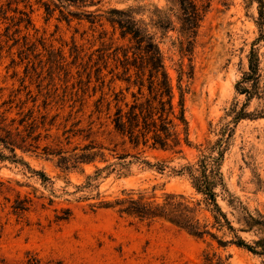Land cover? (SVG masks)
<instances>
[{
	"label": "rangeland",
	"instance_id": "rangeland-1",
	"mask_svg": "<svg viewBox=\"0 0 264 264\" xmlns=\"http://www.w3.org/2000/svg\"><path fill=\"white\" fill-rule=\"evenodd\" d=\"M195 1L205 14L191 54H181L177 30H168L162 37L157 32L173 84L181 67L191 71V78L183 77V85L192 143L180 154L145 148L140 157L147 159L150 167L134 162L123 175L104 170L97 180L102 199L121 197L123 190L130 189L147 191L159 201L164 193L197 199L188 176L178 170L208 154L206 147L220 137V127L231 120V108L245 102L235 83L247 71V55L258 35V4L251 0ZM43 2L51 0H0V110L11 107L10 116H16L20 107L23 113L32 111L38 125L35 133H40L39 148L35 152L17 148L16 152L51 181L44 185L25 166L0 160V264H204L206 251L222 258L229 256L227 264H264V257L235 245L218 247L207 237H192L163 220L138 221L113 209L94 210L89 205L93 200H81L86 176L117 161L112 154L123 151L119 139L108 134L104 106L97 112L95 103L101 97L111 99L109 71H121L117 58L122 53L115 49L127 44L117 39L118 31L114 32L108 22L102 19L101 27L100 17L86 16L85 11L99 14L111 6L144 5V14L137 18L149 22L156 5L170 14L178 28L173 3L112 0L79 7L56 1L58 7L48 16ZM60 9L74 16L68 15L67 21ZM19 11L30 18L27 29L18 24ZM90 19L97 22L90 23ZM254 47L264 70V42ZM99 76H105L104 83ZM120 85H113L114 90ZM3 101L10 103L1 106ZM261 107L262 101L253 98L247 111ZM229 127L232 134L221 168L225 180L251 212L264 213V117L241 119ZM88 133L89 138H85ZM90 141L104 147L106 162L97 158L94 163H75L65 170L58 165L57 156L41 154L47 145L62 148L67 157L81 156V148ZM158 164L165 165L164 170H158ZM24 198L29 200V208L15 214L12 205ZM221 205L229 211L223 201ZM66 210L71 215L60 220ZM228 216L238 227L235 217ZM240 234L248 241L254 238L249 233Z\"/></svg>",
	"mask_w": 264,
	"mask_h": 264
},
{
	"label": "trees",
	"instance_id": "trees-1",
	"mask_svg": "<svg viewBox=\"0 0 264 264\" xmlns=\"http://www.w3.org/2000/svg\"><path fill=\"white\" fill-rule=\"evenodd\" d=\"M56 1L68 3L79 7H88L95 3L112 0H51L43 2L45 13L49 16L57 8ZM142 1V0H115ZM176 8L175 21L165 10L154 5L150 21L146 22L137 15H143L144 5H127L123 8L109 7L99 14L94 11H85L86 16L94 18L98 15L99 25L104 19L113 31H118L119 40H126L127 44H120L115 50H120L121 58H117L121 71H109L108 88H112L111 99L101 97L95 103L97 112L106 111V117L110 130L108 134L118 138L123 148L122 153H114L117 161L109 163L101 168H96L94 173L87 175L81 185V200H93L89 205L92 209H113L120 216H125L138 221L151 222L163 220L188 235L215 241L218 247L225 248L230 245L245 249L253 255L264 257V213L251 212L229 189L221 170L224 152L232 130L229 124L237 123L241 119H256L264 117V70L255 45L264 42V0H251L258 4V15L255 23L258 35L251 44L247 55V71L235 83L238 93L245 95L242 106H233L230 110L231 120L219 129L220 137L210 146L206 147L208 154H203L195 163H187L182 166L179 173L186 174L197 199L187 198L183 194L164 193L159 201L154 194L150 195L144 190H123L121 197L112 200L102 199L98 189L99 179L104 170L108 173L116 172L123 175L134 162L151 166L140 153L145 148L163 151H172L180 154L184 146H190L188 121L185 115L186 88L183 85V77L191 78V71L185 72L179 69L176 84L165 66L164 56L157 40V32L164 36L168 30H177L179 33V50L183 56L192 52L200 23L204 17L205 9L195 0H168ZM53 5V7L51 6ZM62 7V5H60ZM62 18L69 20L68 15L74 16L71 11L67 15L60 9ZM18 24H23L27 29L30 18L25 11H19ZM90 19V23L97 22ZM19 32V29L17 30ZM26 38V37H24ZM116 66V68H118ZM105 76L98 79L104 83ZM119 82V89L114 90L113 85ZM127 94L130 99H127ZM253 98L262 101L259 110L247 111V107ZM10 103L3 101L1 106ZM104 103V104H103ZM12 108L0 110V160L9 161L16 165L25 166L32 174L39 177L46 185L49 177L40 170L32 169L16 149L22 152H35L39 148L40 133H35L38 125L32 117V111L23 113L21 107L16 111V116H10ZM90 133L85 138H89ZM90 141L81 148V156L67 157L62 148H50L45 145L41 148V154L45 156H57L58 165L67 170L69 165L75 163H94L97 158L106 162L104 147ZM7 151V153L4 152ZM137 151V154H133ZM131 157L133 160H127ZM73 166V165H72ZM158 170L162 171L165 165L158 164ZM223 201L229 211H225L221 205ZM29 208L28 199H16L12 205L15 214H20ZM228 214L235 217L238 227H235ZM71 215L66 210L60 220H66ZM240 233H249L254 238L246 240ZM229 256L222 258L215 252L206 251L203 255L204 264H227ZM30 264V263H28Z\"/></svg>",
	"mask_w": 264,
	"mask_h": 264
}]
</instances>
